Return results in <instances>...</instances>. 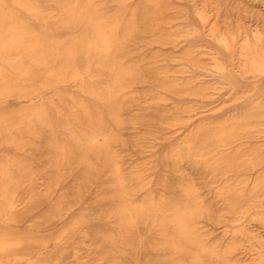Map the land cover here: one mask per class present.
<instances>
[{
	"label": "bare ground",
	"instance_id": "obj_1",
	"mask_svg": "<svg viewBox=\"0 0 264 264\" xmlns=\"http://www.w3.org/2000/svg\"><path fill=\"white\" fill-rule=\"evenodd\" d=\"M111 1L108 12L105 0H0V147L16 150L0 154V264L30 246L48 253L26 264H264V142L245 145L264 138V0H185L198 24L167 0ZM155 43L172 48L163 65ZM221 89L222 116L188 128L159 163H128L130 147L145 151L198 104L166 109L160 90ZM38 142L35 161L24 153ZM201 174L222 179L212 197L224 212L201 195ZM65 182L41 219L55 230L9 226ZM212 217L230 221L225 241L202 223Z\"/></svg>",
	"mask_w": 264,
	"mask_h": 264
},
{
	"label": "rangeland",
	"instance_id": "obj_2",
	"mask_svg": "<svg viewBox=\"0 0 264 264\" xmlns=\"http://www.w3.org/2000/svg\"><path fill=\"white\" fill-rule=\"evenodd\" d=\"M133 2L136 1H144V0H132ZM168 2H170L174 7H186L187 11H189V18L191 21L195 22L196 24L200 23L199 19L193 15L192 12V8L191 5L185 1V0H167ZM243 1V0H242ZM246 2L248 5H252L251 3H253V0H246L244 1ZM106 6H105V10H107L108 12L115 10V5L114 2L111 0H105ZM260 7V6H259ZM249 19V18H246ZM176 21H184V19L182 17H179L177 19L174 20V22ZM251 22H253V20H251ZM184 44V42H182L177 48H175V50H181L180 46H182ZM172 48L170 45H166V46H160L159 44L155 43L150 47V51H159V55L156 57V64L159 65H163L166 62V54L168 51H170ZM176 67L177 64H175V62H171V72H169V74H178V72L176 71ZM191 73H183V75L185 77L190 76ZM206 80V78H204L202 81ZM150 87L149 83H145L142 84V86H138L136 89L137 90H147ZM224 89H221V91L214 93V94H210L208 96L205 97H195V96H184V95H178V94H174L170 91L167 90H160L158 92L159 96L164 97L166 100L162 101L161 103L163 104V106L167 109L170 108L171 106L177 104V103H181L182 101H186L189 99H193V100H198V104H196L195 109L193 111L190 112H183L182 116L185 121L187 122H183V123H178L175 126L172 127H168L165 129H161L162 133H158L155 139L152 140V145L148 146L147 149H145V151L138 153L136 152L132 147H130L128 149V163L129 164H134L137 162H141L143 160H147L148 158H155L157 160V162L159 163L160 158L162 156V154L167 151L170 147V145L178 139L179 135L181 136V134L183 132H185L188 128L200 123V122H204V121H210V120H214L217 119L218 117L222 116L223 113V109L224 108H219L221 101L219 100V98L221 97V93L223 92ZM152 99L151 98H147L144 102H143V109H139L136 110L138 112H147V108L149 105H151ZM187 103V102H186ZM192 103V102H191ZM190 104V103H187ZM14 105H11V107ZM222 106V105H221ZM10 107V108H11ZM152 122H155L156 119L152 118ZM153 125V123H152ZM137 126H139L138 128L142 129V126H140L139 124H137ZM152 128V126H151ZM153 128H157L160 129L159 125L157 124L155 127ZM142 131V130H141ZM246 141V146L249 145H253V143H258V142H264V138L262 140H259L256 137H252V138H245ZM41 148V143H36V144H32L27 146L25 153L24 154H28L29 156L34 157L35 161H38L39 159H36V155L39 152V149ZM16 153V150L11 147V146H1L0 147V154L5 155V156H13ZM263 164H264V160H263ZM41 167V166H40ZM185 168H187L190 171H193L194 173H197L199 171H201V168H192L189 165H185ZM40 172L42 173L41 177L44 179L45 178V174H46V170H48L45 166L40 168ZM240 173V172H238ZM244 174L248 175L249 177L251 176V170H244L243 171ZM202 177L198 180L201 184V195L208 200L210 203L214 204V208L218 209V213H222L224 212V209L222 208V205L216 204L217 200H215L212 196L214 193V190L217 189L220 185H222V179L217 178V177H209L203 174H201ZM200 175V176H201ZM73 182V181H71ZM65 183H60L57 187L56 190L54 191L53 194H51L52 196L50 197V199L47 201V203L44 206L41 207H35V208H31L32 210L24 213L22 215V221L21 222H9V226H13L14 228L19 227L21 230H25V231H38L41 234H47L52 232L53 230H55V226H53V224H51L50 222H45L42 223L41 219H42V215L44 214L45 209L48 207L49 204H52L53 202H55L58 197V195L63 192L65 190L64 185ZM16 199H18L16 202L18 204V208L21 206L20 204H22L23 201H26V194L23 192L21 193ZM86 204L84 202V199H81L80 201H75L72 202L71 205V211H82L84 210L83 207H85ZM220 209V210H219ZM206 228L209 229V231H211V233H213L214 236H218L219 235L223 236V241L226 240V238H228V232L230 231V229H232L231 225H230V221L226 220V219H222L219 222H216L214 220V218H204L203 222H202ZM228 231L227 233H224V231ZM262 230V229H261ZM225 234V235H223ZM221 239V242H223ZM224 243V242H223ZM70 250V246H68L66 248V251L68 252ZM19 258H18V262L19 264H26V260L30 259H34L37 256H45L47 255L48 251L46 250V252H43L41 254H37L35 252V248L30 246L28 248H20L19 250ZM244 252L241 253V255ZM245 257H249V255L243 254ZM242 255V256H243ZM73 258L71 255L69 256H64V258L60 261L61 264H70L72 262ZM80 260H84V258H81ZM244 264H251L250 261H248L246 259V261H244Z\"/></svg>",
	"mask_w": 264,
	"mask_h": 264
}]
</instances>
